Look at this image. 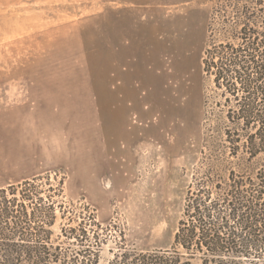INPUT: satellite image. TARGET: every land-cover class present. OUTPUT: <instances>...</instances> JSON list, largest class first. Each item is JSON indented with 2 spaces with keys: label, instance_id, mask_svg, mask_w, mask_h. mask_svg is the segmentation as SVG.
Here are the masks:
<instances>
[{
  "label": "rangeland",
  "instance_id": "374dc122",
  "mask_svg": "<svg viewBox=\"0 0 264 264\" xmlns=\"http://www.w3.org/2000/svg\"><path fill=\"white\" fill-rule=\"evenodd\" d=\"M219 2L0 0V188L43 177L68 216L90 208L101 264L124 235L174 239L226 121L203 61Z\"/></svg>",
  "mask_w": 264,
  "mask_h": 264
},
{
  "label": "trees",
  "instance_id": "16d2710c",
  "mask_svg": "<svg viewBox=\"0 0 264 264\" xmlns=\"http://www.w3.org/2000/svg\"><path fill=\"white\" fill-rule=\"evenodd\" d=\"M214 18L204 72L226 121L187 191L173 241L138 250L124 235L108 264H264V0H220ZM43 179L0 188V264H101L109 226L88 207L68 216Z\"/></svg>",
  "mask_w": 264,
  "mask_h": 264
}]
</instances>
